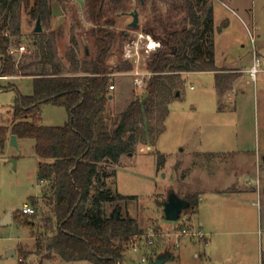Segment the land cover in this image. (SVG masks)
<instances>
[{"label": "rangeland", "instance_id": "rangeland-1", "mask_svg": "<svg viewBox=\"0 0 264 264\" xmlns=\"http://www.w3.org/2000/svg\"><path fill=\"white\" fill-rule=\"evenodd\" d=\"M121 1L119 11H110L107 15V19L113 21V28L118 35L129 33L125 40L117 43L111 58H117L116 66L110 68V84H114L116 89L110 92L114 99L109 100L105 117L112 128L114 121L135 99L145 98L147 87L143 90L135 89L131 72L136 67L125 62L122 57L124 45L134 35L130 34L132 30L129 28L132 17L119 18L117 15L122 11L137 9L140 13L139 30L144 32L146 24L152 25L160 18L169 22L180 21L182 17H176L177 11L171 6L172 0H146L145 6H140L139 0ZM205 1L208 7L214 8L215 13L217 62L220 65L248 64L256 52L260 53V46L264 45V0ZM49 5L52 17L48 22L41 21L42 32L56 34L58 57L65 67L70 68L69 53L73 48L76 49L80 61L93 57L95 50L90 35L92 25L86 20L85 0H63L62 3L49 0ZM19 21L20 33L12 35L9 32V51L17 64L23 66L34 61L39 54L34 32L37 19L22 5ZM159 32L161 33V29ZM86 46L89 55L86 53ZM150 62L151 58L147 66L141 63L140 70L151 72ZM262 67L264 65L259 67L257 82L250 73L246 75L243 83L247 92L245 96L239 94L229 100L225 98L229 93L227 91L222 96L221 103L214 92L215 77L212 73H193L186 76L182 96L170 105V114L165 122L166 130L157 141L147 134L145 140L137 145L136 151L123 155L117 166L104 164L108 175L114 173L105 178L111 195L131 197L115 200L123 206V214L136 219L145 230V236L151 230L158 234L152 247L144 248L140 252L129 248L122 264H148L142 261L144 256L150 260L157 258L154 254L161 255L166 251H170L175 259L171 258L165 264H256L255 258L247 261L245 255L240 254V247L246 237L243 233L227 236L230 240L227 255L223 248L220 250L216 247L212 251L197 232L200 229L194 216L195 209L186 210L178 222H171L164 218L162 203L170 190H175L182 197L197 196L194 189L186 187L185 183L191 181L194 184L201 172L209 177L213 174L224 177L222 172L237 175L244 172L250 164L249 160L234 152L252 153L263 150L264 106L261 100L263 83L260 78ZM1 68L0 58V73ZM149 80L150 78L147 81ZM10 85L11 88L7 89ZM20 94H33V79L5 78L0 81V127L9 126L11 129L15 119V101ZM41 117L44 125L52 127L63 126L69 121L67 110L53 105H44ZM145 125L147 126L146 123ZM20 143V150L12 147L10 140L4 150L0 148V222L8 212H13V219L16 218L12 225L0 227V264H92L88 261L69 263L46 250L56 231L54 224L47 219L54 215V205L51 204L54 195L50 183L40 179V159L35 152V142L24 139ZM159 154L166 156L162 168L158 166ZM254 180V183L258 182L256 176ZM24 205H33L37 211L32 217L34 226L25 224L28 217L22 214ZM115 205L116 203L107 205L108 213ZM190 222L194 227L190 236L168 237L181 227L189 228ZM15 248L19 253L27 254L24 263L20 262L19 255L6 258L8 252ZM210 254H214L212 261L207 257Z\"/></svg>", "mask_w": 264, "mask_h": 264}, {"label": "trees", "instance_id": "trees-1", "mask_svg": "<svg viewBox=\"0 0 264 264\" xmlns=\"http://www.w3.org/2000/svg\"><path fill=\"white\" fill-rule=\"evenodd\" d=\"M120 4L121 0H85L95 53L80 61L73 48L67 69L58 57L54 32L35 34L39 54L23 66L17 64L9 51L10 33H20V7L23 5L32 17L48 22L52 17L49 0H0V76L33 78V94H20L15 101L11 129L0 127V148L5 149L9 133L20 140L35 142L36 155L43 161L39 164V174L50 183L54 195L51 201L54 215L47 219L56 231L46 250L69 263L122 264L131 242L145 235L138 221L125 216L123 206L115 201L131 197L111 195L105 178L114 173L108 175L103 166H117L123 155L136 151L147 134L156 142L165 132L170 105L184 88L183 74L214 72L220 97L232 90L240 76L216 65L214 8L208 7L205 0H172L176 17L182 15L180 21L166 22L160 18L144 26L146 33L160 40L163 46L151 57L149 68L153 75L147 83L146 96L135 99L112 128L105 117L111 97L108 63L117 43L127 35L125 32L118 35L107 15L110 11L118 12ZM44 105L65 108L69 121L59 127L44 125L41 117ZM165 162L166 156L159 154V168ZM186 198L190 203L187 210L195 209L196 196ZM109 203H116L110 213ZM24 216L28 217L26 226H34V215ZM27 257L19 253L21 263Z\"/></svg>", "mask_w": 264, "mask_h": 264}, {"label": "crops", "instance_id": "crops-1", "mask_svg": "<svg viewBox=\"0 0 264 264\" xmlns=\"http://www.w3.org/2000/svg\"><path fill=\"white\" fill-rule=\"evenodd\" d=\"M256 59L259 60L260 65H264V45L260 46V53L256 52L246 65H220L216 59L215 48V61L217 67L221 70L240 75L239 78L235 80L232 90L225 96L226 99L232 100L238 97L239 94L242 96L247 94L244 90L243 83L246 79V75L250 73L251 68L254 66ZM193 73H212L215 77L214 72H189L183 74L184 81L186 76ZM2 78L13 80L24 77L20 75L8 77L0 76V81L4 80ZM27 78L33 79L32 77ZM260 78L263 83L261 100L264 106V67L261 69ZM213 85L216 97L221 103L223 97L218 95L215 82ZM178 96L181 97L182 93ZM112 99H114V96L110 98V100ZM20 142L21 140L19 139V143ZM195 153L207 154L208 152ZM209 153L219 154L216 152ZM234 153L244 155L249 160L250 164L244 172L238 173V175L237 173L230 174L228 172H222L224 175V177L221 176L222 178L217 177L216 174L209 177L205 172H201L194 184H192L191 181L187 182V184L185 183V186L189 188L192 187L194 193L197 195L196 199L198 203L194 215L200 229L197 232L202 233L200 237L207 247L212 248V251H214L216 247L220 250L223 248L225 255H227V245L230 241L227 236L243 233L246 237L240 247V254H244L247 261H251L252 258H255L256 264H264V145L263 150L261 149L252 153L248 151H236ZM41 162L42 160L40 159V163ZM255 176L256 179H258L256 183H254ZM189 226V228L194 231L191 222ZM208 236L209 238H206ZM222 236L224 237L219 239V237ZM15 250L18 257L19 252L17 248H15ZM207 257L212 261L214 259V254H210ZM6 258L8 257L6 256Z\"/></svg>", "mask_w": 264, "mask_h": 264}, {"label": "built area", "instance_id": "built-area-1", "mask_svg": "<svg viewBox=\"0 0 264 264\" xmlns=\"http://www.w3.org/2000/svg\"><path fill=\"white\" fill-rule=\"evenodd\" d=\"M132 33L134 34L133 38H130V40L123 47L122 57L125 62L131 63L134 68L136 67V70L131 72V75L134 77V86L136 90H143L147 86V80L151 78L153 73L149 71H141L140 64L142 63L144 66H147L148 60L152 57V55L162 48V43L161 41L155 39L152 34L139 29L132 30L130 34ZM259 67L260 62L256 59L254 66L250 70V75L253 80L257 79ZM108 88L109 91L112 92L116 89V86L114 84H110ZM21 211L22 214L28 216H32L37 213L33 205H24ZM191 234V228L185 227L182 230H177L175 233L169 234L168 237L181 238L188 237ZM199 236H202V233H199ZM156 237H158V234L154 230H151L147 236L144 235L141 238H135L131 242L130 248H132L134 252L143 251L144 248H149L155 245ZM176 245H179L178 241H176ZM142 261L149 263V259L146 256L142 258Z\"/></svg>", "mask_w": 264, "mask_h": 264}, {"label": "water", "instance_id": "water-1", "mask_svg": "<svg viewBox=\"0 0 264 264\" xmlns=\"http://www.w3.org/2000/svg\"><path fill=\"white\" fill-rule=\"evenodd\" d=\"M119 18L123 16L132 17V21L129 23V28L131 30H138L140 28V13L137 9H133L130 13H119L117 15ZM43 31L41 19L38 18L36 22V26L34 29L35 33H41ZM129 36V33L126 34ZM86 53L89 55V49L86 46ZM117 58L112 59L109 63V67H115V61ZM112 98V96L110 97ZM11 146L17 150H20L19 139L16 135L10 136ZM40 179H43L40 176ZM163 206V214L164 218L171 222H178L182 216V214L190 207V203L186 197H182L175 192V190H170L167 198L162 203ZM14 222L13 212H8L6 217L0 222V227H6L12 225ZM17 257V252L15 249H12L8 252L7 257ZM175 259V256L171 255L170 251H166L165 253L159 255L157 258H153L149 260L148 264H165L169 259Z\"/></svg>", "mask_w": 264, "mask_h": 264}, {"label": "flooded vegetation", "instance_id": "flooded-vegetation-1", "mask_svg": "<svg viewBox=\"0 0 264 264\" xmlns=\"http://www.w3.org/2000/svg\"><path fill=\"white\" fill-rule=\"evenodd\" d=\"M139 2V4H140V6H145L146 5V1L145 0H139L138 1ZM133 10V9H132ZM131 10V11H132ZM131 11H129V12H126V11H122L123 13H130Z\"/></svg>", "mask_w": 264, "mask_h": 264}]
</instances>
